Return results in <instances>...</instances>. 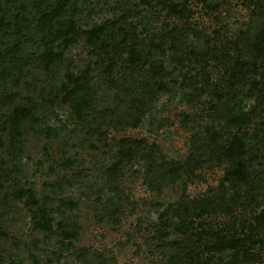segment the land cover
Listing matches in <instances>:
<instances>
[{"label":"rangeland","instance_id":"1","mask_svg":"<svg viewBox=\"0 0 264 264\" xmlns=\"http://www.w3.org/2000/svg\"><path fill=\"white\" fill-rule=\"evenodd\" d=\"M262 30L264 0H0V264H264Z\"/></svg>","mask_w":264,"mask_h":264},{"label":"trees","instance_id":"2","mask_svg":"<svg viewBox=\"0 0 264 264\" xmlns=\"http://www.w3.org/2000/svg\"><path fill=\"white\" fill-rule=\"evenodd\" d=\"M64 8H65V3L64 2L60 3L56 8V14H60V11H62ZM169 10L174 15H178L180 13L177 5H172L169 8ZM63 27H64V32H63L64 45L67 46L70 43H72V41L75 39L78 33L76 31L75 22L72 20L66 23V25L64 24ZM102 33H103V27L101 26H98L89 31L83 32V34L87 36L88 42L92 45H96L97 43H99L97 41H99L100 35ZM254 39H255V42H253L251 50L253 52V58L255 62L252 64L250 69H253V72H256L257 71V69L255 68L256 62L258 60H264V30L258 32V34L255 36ZM61 58H62V53L53 54L52 52L45 54L43 57V59H45L46 62L52 63V64L56 63V61L58 60H61ZM234 61H235L234 65H236L234 67H237V66L240 67L239 69H235L236 73L242 74L244 72V69H248V65L245 64L244 62H240L237 59H235ZM67 80H68V84L73 85L74 88L70 89L68 88L67 85H65V90H67L68 95H71L74 97L76 96L74 94H76L79 91V89L83 86L82 78L79 76H74L71 73H68ZM128 142H131V141L130 140L123 141V145H126ZM133 143L136 144L138 143V141H133ZM247 153H248L247 142L241 136H234L232 140L229 142L228 146L225 147L222 152L223 158L233 163L234 167L232 170V176L234 178V181L238 184H244V185L251 184V178H250L251 173H250L249 166H248L247 159H246ZM26 193L27 191L22 192L21 196H25ZM43 219L45 220V222L42 223L39 220L36 222V226L39 228H43V229H49L50 221L48 220L45 214H43Z\"/></svg>","mask_w":264,"mask_h":264}]
</instances>
